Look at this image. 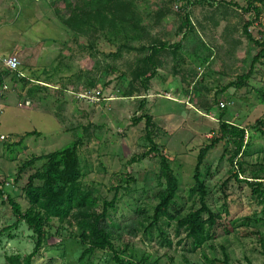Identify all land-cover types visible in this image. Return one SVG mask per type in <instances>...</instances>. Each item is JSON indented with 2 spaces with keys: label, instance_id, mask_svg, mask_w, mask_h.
<instances>
[{
  "label": "rangeland",
  "instance_id": "obj_1",
  "mask_svg": "<svg viewBox=\"0 0 264 264\" xmlns=\"http://www.w3.org/2000/svg\"><path fill=\"white\" fill-rule=\"evenodd\" d=\"M216 1L236 3L238 8L230 10L225 17L216 13L215 18L211 7L191 8L192 22L199 30L200 23L206 27L202 36L214 48V60L206 70H199L203 75L198 83L183 82L181 76L173 75L174 62L170 57V65L150 82L149 91L137 83L140 94L124 97L128 83L122 77L126 75L131 82L129 63L135 61L138 53L116 55L117 47L103 37L99 38L97 50L93 52L86 38H78L76 44L73 34L61 21L70 14L64 0H0V178H7L10 173L16 178L22 166L32 158L63 150L80 141L78 151L85 184L94 185L101 196L112 200L113 185L119 186L123 181L127 186L128 182L130 190L121 191L119 208L111 213V219L125 227L136 218L133 210L139 200L150 212L157 203L153 198L159 190L158 155L133 163L134 158L152 147L147 140L146 119H143L150 115L159 127L154 141L170 160L180 181L178 198L171 208L173 215L188 214L196 203L193 176L198 155L204 147L215 144L201 169L210 191L208 202L232 223L235 232L204 246L212 260L210 264H225V253L229 255V264H264V249L259 241L260 234L264 235L262 206L245 181H254L259 170L260 177L264 178V139L254 133L248 153L232 162L236 146L221 129L222 122L228 121L251 131L264 120V101L258 93L264 90V56L259 57L264 47L255 43H264V0ZM137 2L148 5L155 14L170 0ZM250 2L261 9V24L251 28L255 41H250L243 31V26L256 18L254 10L243 11ZM171 7L170 14L160 25L149 24L154 36L174 44L182 38L178 35L182 12L178 3ZM213 19L218 25H213ZM232 40L240 44L235 53L237 61L228 71L225 63H229V57L221 48L232 49ZM11 56L20 59V72L25 79L8 74L3 61ZM257 56L260 60L249 85L220 93L222 87L247 73ZM188 62L190 67L198 69V64L191 59ZM107 65L114 66L115 70ZM102 67L109 69L108 72ZM226 70L229 76L224 78L222 72ZM97 78H100L99 87L90 89L89 81ZM99 92L98 100H94ZM220 102L224 103L226 112ZM205 103L214 109L208 112ZM222 113H225L223 120ZM28 133L32 135L26 136ZM44 163L38 162L20 175L15 186L8 187L17 195L16 200L24 211L29 203L23 189L29 177ZM235 174L242 181L237 180ZM16 221L11 207L0 200V232ZM58 228L59 222L53 221L51 236L36 264L110 263L112 255L104 252H96L81 261L84 248L66 232L58 234ZM167 229L174 244L171 248L162 247L158 235L153 239L145 235L134 237L129 230L123 233L122 240L116 241V246L120 248L129 242V253L136 261L150 255L151 263L159 260L160 264H208L201 250L194 251L191 242L177 234L175 223ZM34 248L33 232L22 223L17 229L0 235V264H8L6 258L11 255L31 254Z\"/></svg>",
  "mask_w": 264,
  "mask_h": 264
},
{
  "label": "trees",
  "instance_id": "obj_2",
  "mask_svg": "<svg viewBox=\"0 0 264 264\" xmlns=\"http://www.w3.org/2000/svg\"><path fill=\"white\" fill-rule=\"evenodd\" d=\"M64 2L70 10V14L66 18H62L61 21L73 34V40L76 44L79 43L78 38H86L90 41L88 47L93 52L97 50V41L103 37L109 44L117 47L116 55L124 52L139 54L134 62L129 63L132 75L131 82L127 81L126 75L122 77L123 81L128 83V88L123 92L124 97H134L140 94L141 89L137 87V83H140L146 91H149L150 82L158 77L160 70H166L167 65H170L168 64L170 57L174 62L171 68L173 75L181 76L183 82L193 83L195 81L194 83H198V78L203 75L199 70H206L214 60V48L202 36V31L206 32V27L200 23L201 29L199 30L197 24L195 25L192 22L191 8L196 6L211 7L215 10L213 18H215L216 13L225 17L231 13L230 10L234 11L238 8V4L227 3L226 1L218 3L216 0H170L171 4L178 3L181 6L180 12H182V15L178 13L182 18L178 35H182V38L177 43L170 44V42L154 36L150 31L151 25L149 24V22H153L155 26L160 25L171 12L170 3L153 14L148 5H140L137 0H64ZM253 3L250 2L248 8L243 10L249 12V9H252L256 14L254 20L243 26V31L250 41H255L251 34V28L257 23L261 24L259 22L261 9ZM212 23L214 26L218 25L214 19ZM232 41L234 44L232 49L221 48L224 49L225 55L229 57V63H225L228 71L235 64V60L237 61L235 53L240 44V41ZM255 43L260 47H264V43L261 44L258 41H255ZM263 56L264 49L259 54V57ZM259 57L257 56L254 59L252 67L247 73L222 87L220 93H225L230 89L247 87L249 85L248 81L256 72ZM188 59L198 64V69L190 67ZM107 67L112 68L113 71L115 70L114 66L109 67L107 65ZM102 68L104 69V67ZM20 70L21 68L16 72H11L7 69L8 74H13V77L25 79ZM104 70L108 72L109 69L105 67ZM227 70L222 72V77L227 78L229 76ZM189 79L191 80L189 81ZM99 82L100 78L92 79L87 86L90 89L98 88ZM200 84H202V81ZM45 90L47 89L45 88ZM258 93L264 101V90L258 91ZM219 105L223 107L221 108L223 112L227 111L223 102H220ZM204 106H207L206 110L208 112L214 109L207 103ZM224 115L225 113H222V120ZM143 119H146L147 140L152 147L145 154L134 158L133 163L143 161L152 155H158L160 159V173L157 175L159 190L155 192L153 198L157 203L153 206L152 212L144 208L143 201L139 200L137 207L133 210L136 218L125 224V227H121L120 224L111 219L112 211L116 213L119 208L118 205L122 199L121 191L123 189L124 191L130 190L128 182H126L127 186L123 184V181L119 182L121 183L119 186L113 185L115 194L112 200H107L101 196L94 185L85 184L83 181L85 174L83 173L78 151L81 142H75L73 146L66 147L63 150L27 161L16 178L13 173H10L7 178H0V200L3 204L11 207L17 219L14 225L4 228L0 235L17 229L24 223L33 232L35 242V248L31 254L8 256L6 258L8 264H36L37 257L45 247L47 239L51 236L50 230L55 220L59 222L58 234L61 235L66 232L70 238L78 241L84 248L81 261L96 252H104L112 255L109 264H160L159 260L151 263L150 255L142 256L138 261L134 260L129 253L131 244L125 242L123 247L118 248L116 241L122 240L123 233L129 230L134 237L145 235L153 239L158 235L160 245L171 248L174 244L167 227L171 228L175 223L177 234L179 236L184 235V240L191 242L194 251L201 250L208 264L212 262L207 252H205L204 246L219 237L235 232L232 223L226 220L221 212L213 209L208 202L210 191L201 169L215 144L204 147L198 155V162L193 176L197 188L196 203L188 214L178 212L173 215L171 208L176 204L181 187L180 181L170 160L160 151L158 144L154 141L153 137L159 131L158 125L150 115H146V118ZM221 129L224 135L230 136V142H233L236 146L232 162L240 155L248 153L251 142H253L254 133H256L255 135H261L264 139V120L258 122L255 127L251 128V131L228 121L222 122ZM248 133H250L249 137ZM31 135V133H28L26 136ZM214 143L217 144V142ZM40 161L45 163L29 177L28 183L23 189L29 203V207L24 211L16 200L17 195L12 193L8 187L10 185L15 186L20 175L34 168ZM260 171L255 174L254 181L248 179L245 181L252 187L253 196L262 206L261 212L264 216V178L260 177ZM235 177L237 180L242 181L238 174H235ZM259 241L264 249V235L260 234ZM224 263L229 264L227 253H225Z\"/></svg>",
  "mask_w": 264,
  "mask_h": 264
},
{
  "label": "built area",
  "instance_id": "obj_3",
  "mask_svg": "<svg viewBox=\"0 0 264 264\" xmlns=\"http://www.w3.org/2000/svg\"><path fill=\"white\" fill-rule=\"evenodd\" d=\"M181 7V6H180ZM5 66L7 67V69L11 72H16L21 68V61L17 56H11L9 58H7L5 61ZM101 95V92H99L94 100H98V97ZM93 101V100H92ZM223 105V104H222Z\"/></svg>",
  "mask_w": 264,
  "mask_h": 264
}]
</instances>
